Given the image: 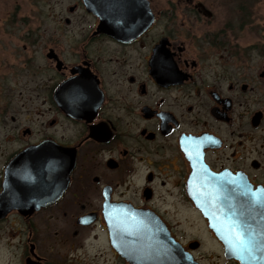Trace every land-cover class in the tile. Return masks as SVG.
<instances>
[{"label":"flooded vegetation","instance_id":"obj_1","mask_svg":"<svg viewBox=\"0 0 264 264\" xmlns=\"http://www.w3.org/2000/svg\"><path fill=\"white\" fill-rule=\"evenodd\" d=\"M208 2L74 0L38 32L0 110V264H264V46Z\"/></svg>","mask_w":264,"mask_h":264},{"label":"rangeland","instance_id":"obj_2","mask_svg":"<svg viewBox=\"0 0 264 264\" xmlns=\"http://www.w3.org/2000/svg\"><path fill=\"white\" fill-rule=\"evenodd\" d=\"M219 15H232L237 20V41L242 46H264V0H208ZM74 0H0V110L8 94H18L21 86L35 87L36 66L42 64L43 46L38 44L41 30H59L60 19ZM249 12L241 28L236 6ZM64 10L61 14L60 12ZM30 63H33L30 65ZM8 73H12L8 82ZM2 127V125H0ZM205 264H207L205 262Z\"/></svg>","mask_w":264,"mask_h":264},{"label":"snow or ice","instance_id":"obj_3","mask_svg":"<svg viewBox=\"0 0 264 264\" xmlns=\"http://www.w3.org/2000/svg\"><path fill=\"white\" fill-rule=\"evenodd\" d=\"M226 231L228 233L226 239L231 246V249L243 259L245 254H250L252 251L251 241L245 238L244 225L236 220L228 223Z\"/></svg>","mask_w":264,"mask_h":264},{"label":"water","instance_id":"obj_4","mask_svg":"<svg viewBox=\"0 0 264 264\" xmlns=\"http://www.w3.org/2000/svg\"><path fill=\"white\" fill-rule=\"evenodd\" d=\"M87 5H89L88 0H86ZM26 152H22L20 153L14 160L13 162L10 164V166L7 168L5 176H6V182H13L10 181L9 179L14 177V174H21V172L19 171V169H21L22 164H23V159L25 158ZM15 170H18V172H16ZM21 181V180H20ZM18 192H21V188L17 189ZM18 198H21V194L19 193L17 195ZM46 199V197H45ZM205 214L210 218V226L215 228V215L216 213L214 211H209V212H205ZM188 264H199L197 261H195L194 259H192V256L189 255L188 256Z\"/></svg>","mask_w":264,"mask_h":264}]
</instances>
